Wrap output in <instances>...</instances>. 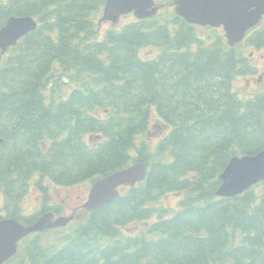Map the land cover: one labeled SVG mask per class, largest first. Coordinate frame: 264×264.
I'll use <instances>...</instances> for the list:
<instances>
[{
  "label": "trees",
  "instance_id": "1",
  "mask_svg": "<svg viewBox=\"0 0 264 264\" xmlns=\"http://www.w3.org/2000/svg\"><path fill=\"white\" fill-rule=\"evenodd\" d=\"M106 2L0 0V28L13 15L39 24L0 60V218L34 221L18 211L32 184L89 188L137 163L147 178L27 237L7 264H264V182L217 196L234 155L264 151V85L233 84L255 73L264 28L230 47L165 9L101 41Z\"/></svg>",
  "mask_w": 264,
  "mask_h": 264
},
{
  "label": "water",
  "instance_id": "2",
  "mask_svg": "<svg viewBox=\"0 0 264 264\" xmlns=\"http://www.w3.org/2000/svg\"><path fill=\"white\" fill-rule=\"evenodd\" d=\"M175 11L191 24L224 26L229 43L241 42L249 29L259 24L264 15V0H174ZM159 10L155 0H107L100 24L117 22L121 16L134 13L138 19L154 16ZM37 28L31 17H10L0 28V49L5 53L10 47ZM146 177V168L137 164L98 180L92 186L84 209L91 211L104 207L119 194L118 187L133 186ZM217 194L222 197L238 196L253 185L264 181V151L256 155L234 156L223 173ZM73 216L53 219L45 215L31 225L17 220L0 222V264L17 252L18 242L34 232L46 228L66 226Z\"/></svg>",
  "mask_w": 264,
  "mask_h": 264
},
{
  "label": "rangeland",
  "instance_id": "3",
  "mask_svg": "<svg viewBox=\"0 0 264 264\" xmlns=\"http://www.w3.org/2000/svg\"><path fill=\"white\" fill-rule=\"evenodd\" d=\"M165 3V9L172 10L173 7L168 4L171 0H158V2ZM168 4V5H167ZM122 20H125L123 18ZM130 20L123 21L122 23H127ZM121 23V24H122ZM116 25H112L110 23H105L101 30L100 35L103 36L105 31L109 28H113ZM122 26V25H121ZM250 55L252 53L253 55V61L254 65L257 67V74L255 76H244L240 75L238 76L233 84H234V90L240 94V91L242 88L245 89L244 94H250L258 90L260 88L261 84L264 83V49L262 50H256V49H250ZM0 60H3V56H0ZM146 59H150L153 57V54H147L144 56ZM262 75L263 79L261 80V83H258L259 76ZM49 193H50V200L55 201L56 203L61 202L62 200H65V215H70L72 213L70 206L75 205L76 202H84L85 198L87 199L89 189L87 188V185L84 183L76 184L73 186H53L52 183L49 181ZM178 194H171L168 197V204L169 205H175L178 202ZM41 202V197L38 194V191L36 189H30L26 193L23 194L21 197L20 204L22 206V209L26 210H34L37 205H39ZM68 209V210H67Z\"/></svg>",
  "mask_w": 264,
  "mask_h": 264
},
{
  "label": "flooded vegetation",
  "instance_id": "4",
  "mask_svg": "<svg viewBox=\"0 0 264 264\" xmlns=\"http://www.w3.org/2000/svg\"><path fill=\"white\" fill-rule=\"evenodd\" d=\"M260 79H263V77H260Z\"/></svg>",
  "mask_w": 264,
  "mask_h": 264
}]
</instances>
